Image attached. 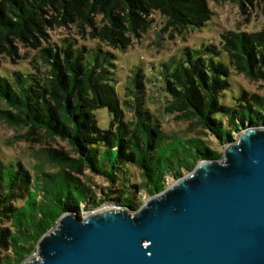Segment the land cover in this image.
Returning <instances> with one entry per match:
<instances>
[{
    "label": "trees",
    "instance_id": "trees-1",
    "mask_svg": "<svg viewBox=\"0 0 264 264\" xmlns=\"http://www.w3.org/2000/svg\"><path fill=\"white\" fill-rule=\"evenodd\" d=\"M50 7L58 10L52 19L44 15ZM155 11L173 27H201L212 17L208 0H0V52H11L7 45L13 36L36 45L35 32L44 33L46 22L78 19L80 24H93L97 13H105L109 24L96 28V33L110 45L125 48L130 43L125 31L149 29ZM221 38L220 47H184L178 57L161 64L160 73L172 97L167 109L195 119L204 135L208 130L226 145L237 131L264 126V96L245 90L235 96L231 80L236 68L264 81V29L229 31ZM83 51L84 47H51L49 83L28 70L0 72V97L8 107L0 110V117L71 146V151L49 148L59 169L41 172L33 182L20 164L0 157V222L8 223L0 224V248L8 250L0 254V264L24 263L60 215L78 213L83 203L94 209L114 201L138 210V192L160 193L168 175L178 179L202 160L223 157L209 140L197 136H177L164 143L144 108L137 110L135 122L125 120L110 72L104 66L100 70L96 61L83 63ZM102 107L113 114L108 128L99 125L95 114ZM85 166L104 176L108 191L94 189L79 176Z\"/></svg>",
    "mask_w": 264,
    "mask_h": 264
},
{
    "label": "water",
    "instance_id": "water-1",
    "mask_svg": "<svg viewBox=\"0 0 264 264\" xmlns=\"http://www.w3.org/2000/svg\"><path fill=\"white\" fill-rule=\"evenodd\" d=\"M240 132L138 210L63 213L24 263L264 264V126Z\"/></svg>",
    "mask_w": 264,
    "mask_h": 264
},
{
    "label": "rangeland",
    "instance_id": "rangeland-1",
    "mask_svg": "<svg viewBox=\"0 0 264 264\" xmlns=\"http://www.w3.org/2000/svg\"><path fill=\"white\" fill-rule=\"evenodd\" d=\"M212 17L203 26H169L167 19L159 11L151 15L152 23L149 29L133 33L125 31L130 37V43L125 48L110 45L104 38L96 33L109 24L105 13L93 14V24H80L79 20L66 23L53 24L46 22L44 33L35 32L39 38L35 41H23L20 37L13 36L8 47L11 52H0V72L13 75L15 71H32L49 83L51 75L50 48L84 47L82 62L98 63L99 69L108 70L112 81L111 85L117 91L122 116L125 120L136 121L137 110L144 108L152 118L155 133L162 141L169 142L174 137L197 136L209 140L211 147L224 152L226 145H222L217 136L205 129L195 119L181 118V112L173 113L167 108L172 100L171 95L165 90V82L161 77V64L172 56H179L186 46L197 48L203 44H216L221 46V34L232 32H253L264 29V0H208ZM57 8H47L44 15L52 19L57 15ZM33 40V39H32ZM108 60L111 63H108ZM104 66V67H103ZM233 69L232 82L234 95L240 91L259 93L264 96V81L254 80ZM110 78V77H109ZM4 98L0 97V110L7 109ZM99 125L108 128L113 114L107 108L96 110ZM240 131L235 133V141L240 136ZM71 151L67 141L52 138L44 131L31 132L29 127L15 126L0 117V157L5 163L20 164L30 175L31 182L36 181L41 172H55L59 169L57 163L49 154V148ZM185 174H189L185 170ZM79 176L89 182L94 189L98 186L108 191V182L98 172L85 166ZM177 179L168 175L166 188L175 183ZM141 195V196H140ZM140 207L151 196L138 192ZM114 201H108L98 208L91 209L86 203L79 206L78 215L85 217L91 210L103 212L111 208ZM7 225V222H0ZM8 250L0 248V254H7ZM39 257L37 251L33 252L26 261ZM25 261V262H26ZM25 264V263H22Z\"/></svg>",
    "mask_w": 264,
    "mask_h": 264
}]
</instances>
